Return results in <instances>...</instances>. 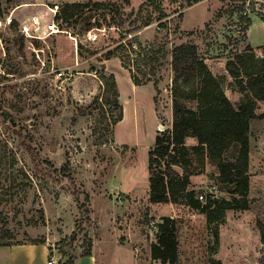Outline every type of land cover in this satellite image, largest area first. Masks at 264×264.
<instances>
[{
    "label": "rangeland",
    "instance_id": "rangeland-1",
    "mask_svg": "<svg viewBox=\"0 0 264 264\" xmlns=\"http://www.w3.org/2000/svg\"><path fill=\"white\" fill-rule=\"evenodd\" d=\"M39 1L0 0V241L32 249L33 264H64L69 255L60 247L78 255L75 264H172L151 253L157 224L172 216L178 222L180 264H264V118L251 122L248 208L221 211L211 203L239 195L212 175L217 163L206 153L191 151L194 173L187 191L205 192L202 202L211 204L212 219L191 208L184 193L172 202L151 201L148 173L155 137L172 125L173 46L195 42L238 105L252 95L230 75L225 55L237 46L230 41L236 37L240 49L250 42L256 56H264L260 14L252 13L242 42L240 23L231 22L225 9L244 0H104L116 5L106 11L86 8L75 29L67 27L71 33L31 42L20 22L31 8L27 4ZM253 1L256 11L264 12V0ZM111 15L123 20L118 26L131 32L128 38L168 52L158 69V87L154 81L136 85L120 56L107 58L120 37L119 28L106 25ZM89 30L97 32L95 41L86 39ZM60 70L66 75L58 78ZM110 74L123 105V119L114 127L103 113L109 106H100L103 75ZM257 108L264 111V100ZM86 231L93 238L91 256H81Z\"/></svg>",
    "mask_w": 264,
    "mask_h": 264
},
{
    "label": "trees",
    "instance_id": "trees-1",
    "mask_svg": "<svg viewBox=\"0 0 264 264\" xmlns=\"http://www.w3.org/2000/svg\"><path fill=\"white\" fill-rule=\"evenodd\" d=\"M198 1L200 0H192ZM246 2L248 4L245 6ZM251 4L252 8L249 7ZM115 5V2L104 0L64 3L60 14L62 25L75 29L79 15L84 9L106 11L112 10ZM255 5L253 0H244L241 5L228 6L225 9L231 22L240 23L243 31L242 42L247 40L252 13L257 12L264 19V12L256 11ZM110 18L111 20H107V27L119 28L120 37L114 48L107 51V58L113 55L120 56L123 66L129 69L136 85L154 81L158 87V69L163 60L167 59L168 52L163 48L143 44L136 36L128 38L131 32L118 26L123 20H116L113 15ZM239 40L236 37L230 40L237 42L235 44L237 46L225 55V66L241 89L252 96L249 95L247 100L238 105L226 95L220 80L209 67L206 57L201 54L195 42L186 41L173 46L170 52L173 72L171 83L173 119L170 128L156 135L155 142L149 150L151 201L172 202L178 193H184L191 208L209 212L211 204H204L198 197L199 192L187 191L190 177L194 173L190 153L196 151L206 153L216 161L217 169L212 175L220 182L233 185V192L239 195L233 200L215 199L211 200V203L217 202L221 211L232 207H249L251 122L256 118H264V111L257 108L258 101L264 100V56L257 57L250 42H246L245 47L240 49ZM223 47L226 50L229 46L224 44ZM103 77L105 87L100 106H109L103 113L104 115L109 113L108 125L114 127L123 119L120 91L114 74ZM99 98L100 96H96L94 101L98 102ZM2 113L6 118L13 119L9 110H3ZM188 138H194L196 142L188 144ZM3 162L4 156L0 153V165ZM222 215L223 212H220L218 218ZM212 217L209 212L208 218ZM177 225V219L172 216L163 217L157 224L156 240L151 245V253L155 259L164 263L180 264L181 249ZM84 235L85 245L81 256H91L93 238L88 231ZM39 242L33 241L35 244ZM9 244L0 241V245ZM59 249L62 254L69 255L64 264H75L78 256L76 253L68 254L61 247Z\"/></svg>",
    "mask_w": 264,
    "mask_h": 264
},
{
    "label": "built area",
    "instance_id": "built-area-1",
    "mask_svg": "<svg viewBox=\"0 0 264 264\" xmlns=\"http://www.w3.org/2000/svg\"><path fill=\"white\" fill-rule=\"evenodd\" d=\"M63 4L64 3L60 0H41L37 3L27 4L31 8L27 11L24 18L20 22V30L22 34H24V36L32 42L35 39L45 40L52 35L62 32L71 33L68 28L62 25L63 23L60 14ZM8 20L10 23L12 18H9ZM73 37L75 40L77 39L76 36ZM97 38L98 34L94 30H89L87 32L86 39L88 41H95ZM65 75V71L63 70L56 73L58 78L64 77ZM198 197L201 201H203L205 198V192H199Z\"/></svg>",
    "mask_w": 264,
    "mask_h": 264
},
{
    "label": "crops",
    "instance_id": "crops-1",
    "mask_svg": "<svg viewBox=\"0 0 264 264\" xmlns=\"http://www.w3.org/2000/svg\"><path fill=\"white\" fill-rule=\"evenodd\" d=\"M0 252L3 254L0 257V264H33L31 262L34 256L32 249L16 248L15 245H0ZM41 253L46 255L48 250L42 248Z\"/></svg>",
    "mask_w": 264,
    "mask_h": 264
},
{
    "label": "water",
    "instance_id": "water-1",
    "mask_svg": "<svg viewBox=\"0 0 264 264\" xmlns=\"http://www.w3.org/2000/svg\"><path fill=\"white\" fill-rule=\"evenodd\" d=\"M101 65H102L103 68L106 67V63L105 62H103Z\"/></svg>",
    "mask_w": 264,
    "mask_h": 264
}]
</instances>
